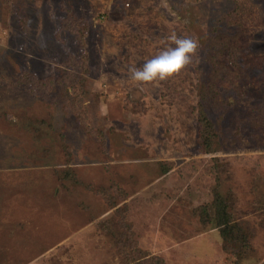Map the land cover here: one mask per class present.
Listing matches in <instances>:
<instances>
[{
    "label": "rangeland",
    "instance_id": "1",
    "mask_svg": "<svg viewBox=\"0 0 264 264\" xmlns=\"http://www.w3.org/2000/svg\"><path fill=\"white\" fill-rule=\"evenodd\" d=\"M0 264H264V0H0Z\"/></svg>",
    "mask_w": 264,
    "mask_h": 264
},
{
    "label": "clouds",
    "instance_id": "2",
    "mask_svg": "<svg viewBox=\"0 0 264 264\" xmlns=\"http://www.w3.org/2000/svg\"><path fill=\"white\" fill-rule=\"evenodd\" d=\"M167 39L171 44L146 59L140 66L129 69V78L136 83L162 81L180 73L190 62L199 47L191 36L172 32Z\"/></svg>",
    "mask_w": 264,
    "mask_h": 264
},
{
    "label": "trees",
    "instance_id": "3",
    "mask_svg": "<svg viewBox=\"0 0 264 264\" xmlns=\"http://www.w3.org/2000/svg\"><path fill=\"white\" fill-rule=\"evenodd\" d=\"M199 123H200V138L202 141V143H201L202 148L207 153H213L215 150L211 148L212 137L207 130L209 128L212 129L213 126H212V124L209 123L208 119L203 114H201ZM224 224L229 225V223L227 224V221H224V223H220L219 225L222 226ZM221 234H222L223 238H225V239L228 238V236H229L227 229H224V228H221Z\"/></svg>",
    "mask_w": 264,
    "mask_h": 264
}]
</instances>
